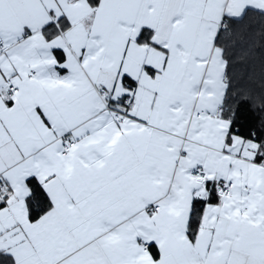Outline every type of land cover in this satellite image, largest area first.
I'll use <instances>...</instances> for the list:
<instances>
[{
  "label": "crops",
  "instance_id": "crops-1",
  "mask_svg": "<svg viewBox=\"0 0 264 264\" xmlns=\"http://www.w3.org/2000/svg\"><path fill=\"white\" fill-rule=\"evenodd\" d=\"M246 9L264 0H0V250L14 264H264V164L220 116L215 39ZM28 178L51 202L35 221Z\"/></svg>",
  "mask_w": 264,
  "mask_h": 264
},
{
  "label": "trees",
  "instance_id": "trees-1",
  "mask_svg": "<svg viewBox=\"0 0 264 264\" xmlns=\"http://www.w3.org/2000/svg\"><path fill=\"white\" fill-rule=\"evenodd\" d=\"M96 6L99 0H87ZM151 30H142L139 41H149ZM216 45L222 50L225 62V93L220 116L229 121V134L258 145L256 161L264 164V12L246 9L238 18H227L219 29ZM133 85L132 80H128ZM123 103V102H122ZM26 198L28 218L37 220L51 206L42 186L35 178H28ZM205 201H193L189 234L198 226ZM0 264H14L13 258L0 250Z\"/></svg>",
  "mask_w": 264,
  "mask_h": 264
},
{
  "label": "built area",
  "instance_id": "built-area-1",
  "mask_svg": "<svg viewBox=\"0 0 264 264\" xmlns=\"http://www.w3.org/2000/svg\"><path fill=\"white\" fill-rule=\"evenodd\" d=\"M9 47V45H6L5 43H3L2 41H0V53L4 52L7 48ZM34 74V72H32V75ZM4 87L6 88V93L8 97H12L14 94H16L18 92V87L13 83L11 78H6L3 82ZM101 93L105 92L104 88L100 89ZM132 100L131 99H124L123 103L125 106H130ZM105 110L109 111L111 113H113V117L115 120L120 119L123 116V113L119 110H115L112 107H110L109 105L105 106ZM206 115H210V114H206ZM197 117L202 116L201 113H197L196 114ZM74 140L71 139H65L61 142V150H60V154L62 156L66 155L69 150L71 149V147L74 145ZM189 175L191 178L193 179H201L205 176L204 171L202 170V168L197 167V168H193L189 171ZM233 183L231 181H226V182H219V183H215L214 187L217 190V192L219 193L220 196L222 197H226L229 196L231 194V189H232ZM6 187L4 185L3 182H0V192H5ZM159 209L158 205L155 206H149L147 208L148 212H155ZM148 244H143V247H147Z\"/></svg>",
  "mask_w": 264,
  "mask_h": 264
}]
</instances>
